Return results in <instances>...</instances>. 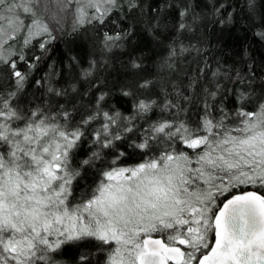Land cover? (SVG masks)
Wrapping results in <instances>:
<instances>
[{
  "label": "snow or ice",
  "instance_id": "6c2138e0",
  "mask_svg": "<svg viewBox=\"0 0 264 264\" xmlns=\"http://www.w3.org/2000/svg\"><path fill=\"white\" fill-rule=\"evenodd\" d=\"M56 3L75 5L74 27L98 33L102 59L70 56L79 71L65 86L52 64L36 79L55 39L41 0H0V21L23 31L18 51L0 44V264H264V75L213 68L189 35L199 3ZM230 8L211 0L209 22L229 23ZM129 16L171 39L155 75L130 54L114 90L105 54L133 40ZM253 35L264 42V14ZM29 86L40 95L29 100ZM89 172L94 186L78 193Z\"/></svg>",
  "mask_w": 264,
  "mask_h": 264
},
{
  "label": "trees",
  "instance_id": "16d2710c",
  "mask_svg": "<svg viewBox=\"0 0 264 264\" xmlns=\"http://www.w3.org/2000/svg\"><path fill=\"white\" fill-rule=\"evenodd\" d=\"M227 2L231 4L229 11L232 12L233 19L225 25H220L209 22L215 19L207 15L211 7V0H190L193 5L199 3L200 7L196 11L201 14L197 29L189 34L192 37V43H196L204 49L203 55H206L213 68L219 62L225 71L247 72L251 68L258 77L264 75V42L253 35L254 32L260 30L261 15L264 14V0H255L256 11L252 18H249L248 0H227ZM148 3H155V0H146V7ZM206 4L208 7H205ZM74 7L73 4L68 10L59 11L56 0H41L39 17L48 24L55 39L49 46L48 55L51 59H45L41 62L34 74L36 79L48 71L47 65L52 64L58 73L63 71V76L58 78L60 82L58 86H65L66 82L72 80L74 74L79 71L78 68L70 69L68 67L70 56L77 57L83 67H87L89 60L93 58L102 59L96 47L98 33L91 26L74 27L72 11ZM127 12L128 9L125 7L123 12L115 13L114 18L124 16ZM173 20L174 16L170 10L168 15L169 29ZM144 21L146 18H141V21L138 22L131 16L124 20V26L131 25L135 30L133 40L125 48L105 54L108 66L102 69V75L114 90L130 76V73L124 68L130 54L143 59V70L149 76L155 75L159 70V62L166 55V46L171 39L170 31L162 30L159 39H153L152 35L146 31V22ZM29 22L25 21V23ZM0 26L5 32V35L0 36V41L8 35L9 37L15 36L14 39L9 37L4 39L7 43H3V48L14 43L15 50L18 51L23 44V31L12 33L6 21H0ZM244 49H247L246 55ZM2 50L0 49V51ZM189 59L191 60V58ZM202 63L201 61V65ZM195 66L193 65V67ZM34 92L36 96L40 95L33 87L29 86L26 93L29 100L33 99ZM228 107L231 108L230 103ZM197 112L198 109L193 105L189 117L195 119ZM138 159L139 156H133L130 163ZM95 179L94 173L86 174L84 179L80 181L78 193L93 187ZM248 190L253 189L249 188ZM71 254L72 252L69 250L67 255L70 256Z\"/></svg>",
  "mask_w": 264,
  "mask_h": 264
},
{
  "label": "rangeland",
  "instance_id": "374dc122",
  "mask_svg": "<svg viewBox=\"0 0 264 264\" xmlns=\"http://www.w3.org/2000/svg\"><path fill=\"white\" fill-rule=\"evenodd\" d=\"M9 37V35L6 37V38H4V39H7ZM4 39H2L0 42H1V44L3 45V43L4 42H2ZM5 41V40H4ZM11 46V50H15V44L14 43H12L11 45H8V46H6L5 48H9Z\"/></svg>",
  "mask_w": 264,
  "mask_h": 264
}]
</instances>
